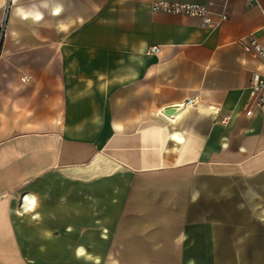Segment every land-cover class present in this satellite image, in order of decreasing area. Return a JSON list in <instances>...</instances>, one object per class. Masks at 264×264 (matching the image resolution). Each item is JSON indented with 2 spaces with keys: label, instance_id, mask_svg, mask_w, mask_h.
I'll return each instance as SVG.
<instances>
[{
  "label": "crops",
  "instance_id": "1",
  "mask_svg": "<svg viewBox=\"0 0 264 264\" xmlns=\"http://www.w3.org/2000/svg\"><path fill=\"white\" fill-rule=\"evenodd\" d=\"M155 1L200 3L215 22L226 19L208 25L154 10ZM263 8L264 0H0V264L17 263L43 212L80 220L72 209L34 208L50 188L60 193L54 178L82 168L89 178L161 168L182 171L169 178H215L224 200L215 226L187 218L179 228L170 213V236L182 232L179 260L264 264V103L250 94L264 58L242 42L255 33L264 47ZM157 208L137 218L123 208L121 234L159 223ZM164 255L149 261L178 262Z\"/></svg>",
  "mask_w": 264,
  "mask_h": 264
},
{
  "label": "rangeland",
  "instance_id": "2",
  "mask_svg": "<svg viewBox=\"0 0 264 264\" xmlns=\"http://www.w3.org/2000/svg\"><path fill=\"white\" fill-rule=\"evenodd\" d=\"M179 172H182L179 168L169 172L166 168L143 169L138 170L137 174L144 178H89L88 171L82 168L79 173L70 172L67 178H54L55 186L61 189L60 193H53L52 188L42 193V196L49 195L42 199V204L39 200L34 210L42 205L48 208L63 207L75 213L80 212V220L57 222L54 219L56 216L49 217L50 214L43 212L34 218L32 231L27 232V238H30L27 240L28 245L16 248L17 263L11 264H184L180 261L182 232L177 230L178 237L174 241V233L170 236L167 229L172 215L179 228H182L187 218L194 223L208 222L211 228L223 218L219 208L223 206L224 200L222 193H218L215 178H199L191 172L182 173V178H169V174ZM151 176L153 178H149ZM142 190L153 191L156 198L128 197L134 191ZM73 191L80 195L73 197ZM170 192L173 194L171 198L162 197ZM233 195L231 192V197L225 201L227 206H233ZM234 196L235 201H238V190ZM150 204L160 207L154 210V213H162L160 222H146L143 230H126L125 234H121L118 227L123 208L133 212L129 217L137 218L142 217V209ZM185 209L190 211L188 215L178 213ZM111 210L114 212L112 215ZM150 242L154 244L148 245ZM78 243L80 247H77ZM170 250L177 254L178 262L149 261L154 255L157 256L158 251L165 254L164 258H169V254H173ZM210 250L215 253L216 247L212 246Z\"/></svg>",
  "mask_w": 264,
  "mask_h": 264
},
{
  "label": "built area",
  "instance_id": "3",
  "mask_svg": "<svg viewBox=\"0 0 264 264\" xmlns=\"http://www.w3.org/2000/svg\"><path fill=\"white\" fill-rule=\"evenodd\" d=\"M152 8L154 10H162L168 13L175 14H187L191 16H196L202 19L203 23L208 25H219L223 20L226 19L225 14H217L219 16L218 21L213 20L214 12L210 11L206 6L200 3H178V2H166V1H155L152 4ZM264 15V8H263ZM243 45L247 50L253 49L258 54L264 58V47L260 43L255 33H252L246 36L243 40ZM160 48L158 46H153L152 51L158 52ZM250 94L252 98L258 103H264V75L259 73H255L253 76V80L250 86ZM193 100L189 99L185 103H181L178 107H185L192 104ZM252 110L249 109L247 111L248 114H251Z\"/></svg>",
  "mask_w": 264,
  "mask_h": 264
},
{
  "label": "water",
  "instance_id": "4",
  "mask_svg": "<svg viewBox=\"0 0 264 264\" xmlns=\"http://www.w3.org/2000/svg\"><path fill=\"white\" fill-rule=\"evenodd\" d=\"M176 106H171V107H168V108H165V113L166 114H173L175 111H176Z\"/></svg>",
  "mask_w": 264,
  "mask_h": 264
}]
</instances>
